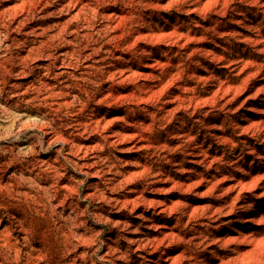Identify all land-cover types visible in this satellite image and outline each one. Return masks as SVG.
Wrapping results in <instances>:
<instances>
[{"label":"rangeland","instance_id":"obj_1","mask_svg":"<svg viewBox=\"0 0 264 264\" xmlns=\"http://www.w3.org/2000/svg\"><path fill=\"white\" fill-rule=\"evenodd\" d=\"M0 264H264V0H0Z\"/></svg>","mask_w":264,"mask_h":264},{"label":"bare ground","instance_id":"obj_2","mask_svg":"<svg viewBox=\"0 0 264 264\" xmlns=\"http://www.w3.org/2000/svg\"><path fill=\"white\" fill-rule=\"evenodd\" d=\"M18 9V8H17Z\"/></svg>","mask_w":264,"mask_h":264}]
</instances>
